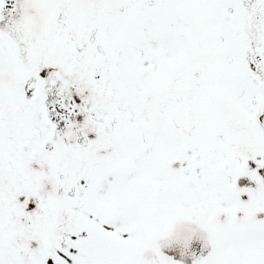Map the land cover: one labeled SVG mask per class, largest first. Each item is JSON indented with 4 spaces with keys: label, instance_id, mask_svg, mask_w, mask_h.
Segmentation results:
<instances>
[{
    "label": "snow or ice",
    "instance_id": "snow-or-ice-1",
    "mask_svg": "<svg viewBox=\"0 0 264 264\" xmlns=\"http://www.w3.org/2000/svg\"><path fill=\"white\" fill-rule=\"evenodd\" d=\"M0 264H264V0H0Z\"/></svg>",
    "mask_w": 264,
    "mask_h": 264
}]
</instances>
